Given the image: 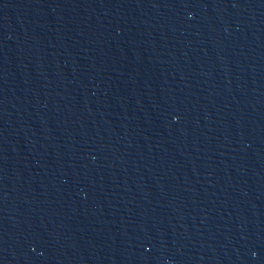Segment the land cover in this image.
I'll use <instances>...</instances> for the list:
<instances>
[{
    "label": "water",
    "instance_id": "1",
    "mask_svg": "<svg viewBox=\"0 0 264 264\" xmlns=\"http://www.w3.org/2000/svg\"><path fill=\"white\" fill-rule=\"evenodd\" d=\"M0 264H264V0H0Z\"/></svg>",
    "mask_w": 264,
    "mask_h": 264
}]
</instances>
